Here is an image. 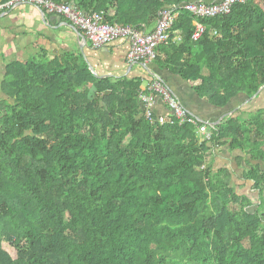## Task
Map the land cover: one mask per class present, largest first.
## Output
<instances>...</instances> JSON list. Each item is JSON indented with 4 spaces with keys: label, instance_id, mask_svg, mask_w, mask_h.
<instances>
[{
    "label": "trees",
    "instance_id": "trees-1",
    "mask_svg": "<svg viewBox=\"0 0 264 264\" xmlns=\"http://www.w3.org/2000/svg\"><path fill=\"white\" fill-rule=\"evenodd\" d=\"M55 1L144 31L164 7H175L155 64L221 107L264 85V0L205 18L184 5L215 1ZM196 20L207 30L195 41ZM143 83L96 76L77 50L42 49L8 65L0 264H264V107L217 124L172 113L161 123L145 115ZM204 124L210 138L200 132ZM224 145L243 152L244 179L259 194L255 210L232 183L234 172L215 166Z\"/></svg>",
    "mask_w": 264,
    "mask_h": 264
},
{
    "label": "crops",
    "instance_id": "crops-1",
    "mask_svg": "<svg viewBox=\"0 0 264 264\" xmlns=\"http://www.w3.org/2000/svg\"><path fill=\"white\" fill-rule=\"evenodd\" d=\"M155 24L156 21L147 26L146 30L153 29ZM179 38L181 39V35L176 34L177 42L180 41ZM42 49L49 50L52 55H59L65 50H77L84 55L90 66L95 68L98 75L104 77L140 76L144 78L143 89L153 77L159 76L193 114L212 124L221 122L228 113H233L237 108L234 110L232 108L237 104V99L241 100V95L246 103L256 99L241 92L226 106L215 105L208 98L199 95L188 80L171 69L160 68L154 62L148 64L130 62L128 60L130 41L127 38H119L95 48L88 39L85 41L81 37L73 24L62 14L49 13L46 9L33 4H18L13 8L0 11V100L7 96L3 89V80L8 65L14 61H24ZM153 108L157 114H171L161 96L156 97ZM226 155V158L222 157V162H219L222 155L217 151L215 166L229 167L234 172L233 179L236 183L244 182V178L241 177L242 181L237 180V172L232 167L235 166L234 157L230 154Z\"/></svg>",
    "mask_w": 264,
    "mask_h": 264
},
{
    "label": "built area",
    "instance_id": "built-area-1",
    "mask_svg": "<svg viewBox=\"0 0 264 264\" xmlns=\"http://www.w3.org/2000/svg\"><path fill=\"white\" fill-rule=\"evenodd\" d=\"M246 0H218L215 2L190 1L184 6L191 10L197 18L212 17L231 12L235 3ZM18 4H33L46 9L49 13L65 16L74 26L84 34L95 48H99L119 38L130 41L128 60L130 62H143L148 64L158 57V47L168 42L171 37L172 26L178 16L175 7L167 6L159 12L154 29L144 31L130 25L110 23L103 11L86 13L84 10L66 2L55 0H0V11L17 6ZM207 30V26L200 20L195 21L193 40H198ZM181 41V39L179 38ZM157 96H161L166 105L181 122L196 123L201 120L194 117L193 113L180 101L170 86L159 76L154 77L140 94L141 101L145 104V115L151 121L159 120L164 123L168 120L166 114H157L153 105ZM200 132L205 138L211 137L207 124L200 126Z\"/></svg>",
    "mask_w": 264,
    "mask_h": 264
},
{
    "label": "rangeland",
    "instance_id": "rangeland-1",
    "mask_svg": "<svg viewBox=\"0 0 264 264\" xmlns=\"http://www.w3.org/2000/svg\"><path fill=\"white\" fill-rule=\"evenodd\" d=\"M6 98H9V96H6ZM240 99L241 100L237 99V101H236L237 104H235L233 106V108H232L233 110L237 108L236 110H234L233 113L242 109L243 111H246L247 114H249L251 111H255L258 108H263L264 107V88L261 90L259 96L256 97V99H254V100H250L251 102H249V103H246L244 101V97L242 95H241ZM217 151L221 152V155H222L220 157L219 162H222L221 159H222V157H225L226 154H230L232 157H234L233 161H234L235 166H232V167L235 169V172H237L236 173L237 178H238L237 180L242 181L241 178H244V171L248 167V165H246L244 159H238V156L243 155V152L240 150H237V151L231 150L228 146H225V145L218 147ZM226 157H228V155H226ZM219 162L217 164H219ZM254 163H256V161H254ZM216 166H218V165H216ZM238 175H239V177H238ZM244 180H245L244 182L237 184L236 180L233 179L232 183L237 187V191L240 194H247L251 197V199L253 200V205L250 207V209L255 210L258 207V202H259L258 191H256V189H254L253 184L251 182L247 181L246 179H244ZM235 206L237 208L239 207L238 204H236Z\"/></svg>",
    "mask_w": 264,
    "mask_h": 264
},
{
    "label": "water",
    "instance_id": "water-1",
    "mask_svg": "<svg viewBox=\"0 0 264 264\" xmlns=\"http://www.w3.org/2000/svg\"><path fill=\"white\" fill-rule=\"evenodd\" d=\"M74 26V25H73ZM75 29L81 34V37H83L85 39V41H87L86 37L84 36V34L79 30V28H77L76 26H74ZM90 68L92 69V71L95 73L96 76H99V77H104V76H100L98 75L97 71L95 70V68L91 65ZM264 88V85L262 87H260L259 91L257 93H255L252 98H256L259 96L261 90Z\"/></svg>",
    "mask_w": 264,
    "mask_h": 264
},
{
    "label": "flooded vegetation",
    "instance_id": "flooded-vegetation-1",
    "mask_svg": "<svg viewBox=\"0 0 264 264\" xmlns=\"http://www.w3.org/2000/svg\"><path fill=\"white\" fill-rule=\"evenodd\" d=\"M263 93V92H262Z\"/></svg>",
    "mask_w": 264,
    "mask_h": 264
}]
</instances>
